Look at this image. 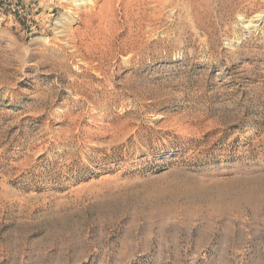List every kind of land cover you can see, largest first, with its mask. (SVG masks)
Returning <instances> with one entry per match:
<instances>
[{"label":"rangeland","instance_id":"obj_1","mask_svg":"<svg viewBox=\"0 0 264 264\" xmlns=\"http://www.w3.org/2000/svg\"><path fill=\"white\" fill-rule=\"evenodd\" d=\"M0 264H264V0H0Z\"/></svg>","mask_w":264,"mask_h":264},{"label":"bare ground","instance_id":"obj_2","mask_svg":"<svg viewBox=\"0 0 264 264\" xmlns=\"http://www.w3.org/2000/svg\"><path fill=\"white\" fill-rule=\"evenodd\" d=\"M80 4H83V2H81Z\"/></svg>","mask_w":264,"mask_h":264}]
</instances>
